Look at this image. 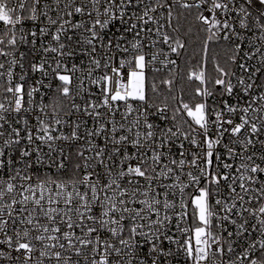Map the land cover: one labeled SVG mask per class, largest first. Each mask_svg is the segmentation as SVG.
<instances>
[{"label": "snow or ice", "instance_id": "1", "mask_svg": "<svg viewBox=\"0 0 264 264\" xmlns=\"http://www.w3.org/2000/svg\"><path fill=\"white\" fill-rule=\"evenodd\" d=\"M0 264H264V0H0Z\"/></svg>", "mask_w": 264, "mask_h": 264}, {"label": "trees", "instance_id": "2", "mask_svg": "<svg viewBox=\"0 0 264 264\" xmlns=\"http://www.w3.org/2000/svg\"><path fill=\"white\" fill-rule=\"evenodd\" d=\"M186 27L187 26H185V29H186ZM187 39H188L189 51H188V53L185 54V56L191 57L194 54H198L200 44H199V41L196 37V29L195 28H193V32H192L191 36H189ZM215 54H216V49H213L212 52L210 53V56L215 55ZM185 56L180 57V63H179L181 65V74L182 75H184L189 68L193 67L197 63V60H198V56H197V59H192L189 63L186 64L185 63ZM211 69H212V65H211V61H209L208 71L211 72ZM180 87H188V84L182 82L181 84L177 85L178 89Z\"/></svg>", "mask_w": 264, "mask_h": 264}, {"label": "built area", "instance_id": "3", "mask_svg": "<svg viewBox=\"0 0 264 264\" xmlns=\"http://www.w3.org/2000/svg\"><path fill=\"white\" fill-rule=\"evenodd\" d=\"M173 58H176V57H173ZM177 62H178V64L180 63V58H178Z\"/></svg>", "mask_w": 264, "mask_h": 264}]
</instances>
